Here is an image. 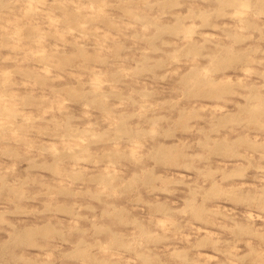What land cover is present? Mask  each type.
Returning <instances> with one entry per match:
<instances>
[{
    "label": "rangeland",
    "instance_id": "rangeland-1",
    "mask_svg": "<svg viewBox=\"0 0 264 264\" xmlns=\"http://www.w3.org/2000/svg\"><path fill=\"white\" fill-rule=\"evenodd\" d=\"M0 264H264V0H0Z\"/></svg>",
    "mask_w": 264,
    "mask_h": 264
}]
</instances>
